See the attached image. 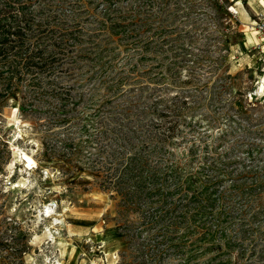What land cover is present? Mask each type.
<instances>
[{
	"label": "rangeland",
	"instance_id": "1",
	"mask_svg": "<svg viewBox=\"0 0 264 264\" xmlns=\"http://www.w3.org/2000/svg\"><path fill=\"white\" fill-rule=\"evenodd\" d=\"M34 10L76 39L52 48L49 75L0 100V264H264V0H39ZM109 114L131 130L139 121L142 138L171 135L160 160L184 174L217 155L211 242L176 221L177 247L159 245L153 262L127 240L91 169L100 143L88 137ZM193 192L187 207L173 195L174 220L194 209Z\"/></svg>",
	"mask_w": 264,
	"mask_h": 264
},
{
	"label": "trees",
	"instance_id": "2",
	"mask_svg": "<svg viewBox=\"0 0 264 264\" xmlns=\"http://www.w3.org/2000/svg\"><path fill=\"white\" fill-rule=\"evenodd\" d=\"M38 3L39 0H0V100L11 90L20 88L28 79L37 77V74L49 75L52 60L56 57L52 48L56 46L61 49L65 40L76 39L59 20L40 17L42 12L34 10ZM56 31H59L56 34L58 40L53 38ZM26 83L32 85L29 81ZM111 121H115V118L109 114L106 122L101 123L106 124V127L88 137L89 140L96 138L100 143L91 169L99 176L96 185L116 201V215L122 219L123 224L130 225L126 224L123 230L127 240L135 242L138 251L144 248L149 252L147 255L153 257V262L158 259L159 245H166L171 249L177 247L171 240L173 235L169 234L175 231L176 221L197 223L198 227L204 228L198 240L206 239L211 242L213 235L205 225V215L207 210L214 207V191H209V187L212 188L217 183L213 181L217 180H211L207 173L218 177L216 175L221 170L218 168L217 155L203 157L205 160L210 159V166L201 164L193 174H184L185 167L160 160L165 151L169 152L171 135L142 138L139 121H136V129L133 130L125 127L127 124L122 118L120 124H111ZM166 131L172 134L173 128L168 126ZM261 132L255 131L253 134L263 137ZM254 148L250 147L247 154H256L258 150ZM196 189L198 196L192 202L194 209L183 212L174 220L173 215L178 207L172 205L173 195H182L187 207ZM262 189L261 186H256L246 192L252 195ZM129 215L135 216L136 220L129 221ZM216 215L222 217L223 211H218ZM152 231L155 233L149 234ZM148 234L151 239L159 240L151 244L152 240L146 237ZM211 247L213 246L210 249ZM192 257L194 256H189L186 261Z\"/></svg>",
	"mask_w": 264,
	"mask_h": 264
},
{
	"label": "bare ground",
	"instance_id": "3",
	"mask_svg": "<svg viewBox=\"0 0 264 264\" xmlns=\"http://www.w3.org/2000/svg\"><path fill=\"white\" fill-rule=\"evenodd\" d=\"M50 213V212H49Z\"/></svg>",
	"mask_w": 264,
	"mask_h": 264
}]
</instances>
